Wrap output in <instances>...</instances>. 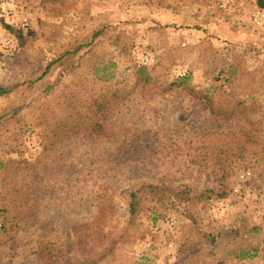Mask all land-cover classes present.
I'll list each match as a JSON object with an SVG mask.
<instances>
[{"label":"rangeland","instance_id":"rangeland-1","mask_svg":"<svg viewBox=\"0 0 264 264\" xmlns=\"http://www.w3.org/2000/svg\"><path fill=\"white\" fill-rule=\"evenodd\" d=\"M260 1L0 0V264H264Z\"/></svg>","mask_w":264,"mask_h":264},{"label":"built area","instance_id":"built-area-1","mask_svg":"<svg viewBox=\"0 0 264 264\" xmlns=\"http://www.w3.org/2000/svg\"><path fill=\"white\" fill-rule=\"evenodd\" d=\"M221 8L231 9L233 4L231 0H219ZM252 20L257 28H264V9L258 8L252 15Z\"/></svg>","mask_w":264,"mask_h":264},{"label":"trees","instance_id":"trees-1","mask_svg":"<svg viewBox=\"0 0 264 264\" xmlns=\"http://www.w3.org/2000/svg\"><path fill=\"white\" fill-rule=\"evenodd\" d=\"M259 4H260V6L264 7V0H261ZM12 88H13L12 86L0 85V95H5L9 91H11ZM151 187H153V186H151ZM138 191L139 190L131 193L130 212L133 216H135L138 212L137 206H136L138 203V201H137ZM41 249H42V247H41ZM40 255H42V251L40 252Z\"/></svg>","mask_w":264,"mask_h":264}]
</instances>
